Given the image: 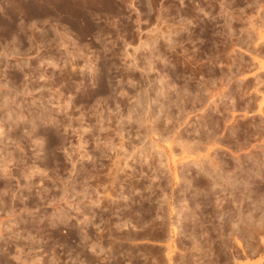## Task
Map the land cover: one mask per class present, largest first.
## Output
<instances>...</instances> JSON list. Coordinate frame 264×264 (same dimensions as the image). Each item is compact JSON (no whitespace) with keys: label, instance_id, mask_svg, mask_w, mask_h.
Masks as SVG:
<instances>
[{"label":"rangeland","instance_id":"rangeland-1","mask_svg":"<svg viewBox=\"0 0 264 264\" xmlns=\"http://www.w3.org/2000/svg\"><path fill=\"white\" fill-rule=\"evenodd\" d=\"M71 1L89 8L87 21L93 30L85 35L84 22L77 21L76 27L56 15L29 16L27 6L33 0H0V20L8 22L7 15L14 13L16 28L23 30L4 38L0 24V93L8 92L10 100L8 108L0 106V158L9 152L18 159L7 163L10 176H0V194L4 189L0 203L5 202L0 206V264H16L17 257L28 264H149L151 260L167 264L163 241L170 224H180L179 234L172 238L176 248L172 264H218L215 249L222 228V237L229 242L225 250L229 261L234 251L241 264L256 261L259 256L247 249L246 236L233 233L227 218L218 222L212 216L215 195L208 192L205 176L198 175L206 182L204 187L190 183L183 191L186 184L173 183L164 160L161 167L157 161L148 165L143 154L155 155L153 133L161 138L160 147L173 139L177 160L182 156L179 143L206 168L208 162L200 158L210 155L218 165L220 185H226L217 193L223 212L233 211L234 201L250 215L247 221L252 224L249 221L247 227L263 222L259 219L264 220V205L256 196L264 197V115L260 117L256 108L264 98L260 93L264 72L256 63L264 44L254 29L264 34V0ZM78 27L80 31L72 29ZM254 79L259 80L256 85ZM44 112L51 120L38 126L42 134L27 136L31 118ZM9 113L22 114L23 127L17 126V132L9 127L14 122L7 118ZM12 132L20 138L14 141ZM46 132L55 137V144H47ZM115 156L126 158V166L120 163L124 170L117 172L113 183ZM246 167L259 169L263 179L253 177L248 185L242 184L244 189L238 181L246 178ZM190 168L184 172L186 181L196 179V169ZM23 170L35 172L25 178ZM181 171L178 163L175 172L180 179ZM206 190L210 203L203 198ZM163 195L176 210L171 215L168 206H163L162 215L156 210ZM56 203L66 216L61 217L63 222L54 215ZM192 213V222L184 220ZM85 219L89 223L82 228ZM236 239L247 259L234 248ZM252 244L256 245L254 240Z\"/></svg>","mask_w":264,"mask_h":264},{"label":"bare ground","instance_id":"bare-ground-1","mask_svg":"<svg viewBox=\"0 0 264 264\" xmlns=\"http://www.w3.org/2000/svg\"><path fill=\"white\" fill-rule=\"evenodd\" d=\"M81 2H82V0H80ZM90 1V0H89ZM94 1V0H93ZM101 1V0H100ZM108 1V0H107ZM91 2V1H90ZM30 3V2H29ZM85 3V2H84ZM93 3H95V2H92L91 4H93ZM98 3V2H97ZM121 3V2H120ZM146 3H148V2H146ZM96 4V3H95ZM108 5H109V3H107ZM106 4V5H107ZM151 4V3H150ZM149 4V5H150ZM26 7V6H25ZM28 8H27V10H28V13L27 14H29V16H31V17H50V15H56V16H58V17H60L63 21H65L66 23H68V24H70V25H72V26H76L77 25V21H81V22H84L85 24V26L83 27V28H85L84 30L83 29H81V30H83V31H81V32H83V34L85 35V34H87L88 32H90L91 30H93V27L91 26V24H89V21H87L88 19V17H87V14L89 13V8H87L86 9V4H80V3H76V2H73V1H71V0H33V3H30V4H28V6H27ZM91 7V6H90ZM101 7H102V5H101ZM148 7H150V6H148ZM222 7V6H221ZM153 8V7H152ZM99 9H100V6H99ZM8 10V9H7ZM91 11V10H90ZM13 12V11H12ZM106 12L107 11H105V14H106ZM5 14V13H4ZM8 14V13H7ZM8 17H9V21L8 22H3V21H1L0 20V24L3 26V36H4V38H7L8 37V39H9V36H11V35H13V34H16L15 32H16V30L18 29L19 31L21 30V26H18L17 28H16V26H17V24H16V16H15V14L13 13H10V14H8L7 15ZM28 16V15H27ZM55 17V16H54ZM1 19V18H0ZM33 19V18H32ZM3 20V19H2ZM43 21V20H42ZM23 25V24H22ZM29 25V24H28ZM69 25V26H70ZM71 26V27H72ZM253 26V25H252ZM1 27V26H0ZM23 27H24V25H23ZM66 27V26H65ZM77 27V26H76ZM80 27V26H79ZM72 28V29H80V28ZM263 27V26H262ZM2 28V27H1ZM82 28V27H81ZM28 29V28H27ZM33 29V28H32ZM168 29V28H167ZM253 29H254V27H253ZM262 29V28H261ZM260 29V30H261ZM78 30H75V31H78ZM98 30V29H97ZM255 31H257L256 33V37H257V40L259 41V40H261V43L262 44H264V34L262 35L260 32H259V30L257 29V28H255L254 29ZM19 31H17V32H19ZM23 31V30H22ZM22 31H20L19 33H21ZM35 31H36V29H35ZM53 31V30H52ZM80 31V30H79ZM229 31V30H228ZM262 32H263V30H262ZM222 33V32H221ZM22 34H23V32H22ZM33 34V33H32ZM56 34V33H55ZM62 34V33H61ZM60 34V35H61ZM91 35L93 34V33H90ZM97 34V33H96ZM44 35H45V33H44ZM46 35H48V34H46ZM51 35V34H50ZM54 35V34H53ZM59 35V36H60ZM168 35V34H167ZM225 35V34H224ZM32 36V35H31ZM42 36H43V34H42ZM65 36V35H64ZM155 36V35H154ZM49 37V36H48ZM57 37V36H56ZM62 37V36H61ZM95 37V36H94ZM63 38H65V37H63ZM63 38H62V40H63ZM166 38V37H165ZM12 39V38H11ZM54 39V38H53ZM98 39V38H97ZM189 39V38H188ZM13 40H15L14 39V36H13ZM55 40V39H54ZM53 40V41H54ZM57 40V39H56ZM177 40V39H176ZM9 41V40H8ZM170 41V40H169ZM17 43H19L20 44V42H18V39H17V41H16ZM33 42V41H32ZM31 42V43H32ZM148 42V41H147ZM101 43V42H100ZM173 43V42H172ZM175 43V42H174ZM15 44V43H14ZM64 44V43H63ZM171 44V43H170ZM256 44V43H255ZM258 44V43H257ZM18 45V44H17ZM16 45V46H17ZM147 45V44H146ZM174 45V44H173ZM216 45V44H215ZM261 45V44H260ZM260 45H257L258 47L260 46ZM28 46H29V44H28ZM171 46V45H170ZM256 45H254V47H255ZM15 47V46H14ZM149 47V46H148ZM172 47V46H171ZM258 47H257V49H258ZM31 48V47H30ZM29 48V49H30ZM104 48V47H103ZM170 48V47H169ZM260 48V47H259ZM262 48V47H261ZM61 49V48H60ZM75 49V48H74ZM216 49V48H215ZM19 50V49H18ZM67 50V49H66ZM76 50V49H75ZM105 50H107V49H105ZM148 50H149V48H148ZM64 51V50H63ZM109 52V51H108ZM260 52V51H259ZM2 53H4V52H2ZM13 53V52H12ZM66 53V52H65ZM76 53H77V51H76ZM76 53H74V55L76 54ZM151 53V52H150ZM261 53V52H260ZM260 53H259V55H260ZM78 54V53H77ZM257 54H258V52H257ZM264 54V53H263ZM262 53H261V57L262 58H264V55H263ZM4 55V54H3ZM6 55H8V54H6ZM70 55V54H69ZM79 55V54H78ZM114 55V54H113ZM151 55V54H150ZM65 56V55H64ZM72 56V55H71ZM79 57V56H78ZM253 57V56H252ZM255 58H251L252 60H254L255 62H257V60H255V59H257V57L256 56H254ZM71 58V57H70ZM70 58H68V59H70ZM115 58V57H114ZM262 58L259 60V58H258V60H259V62H257L256 64V66L258 67V69L260 70V72L262 71V72H264V59L262 60ZM112 59V58H111ZM134 59V58H133ZM186 59V58H185ZM131 60V59H130ZM177 61V60H176ZM86 62V61H85ZM111 62V61H110ZM133 62V61H132ZM73 63V62H72ZM177 63V62H176ZM68 64H69V62H68ZM133 64V63H132ZM241 64V63H240ZM54 65V64H53ZM106 65V64H105ZM113 65V64H112ZM150 65V64H149ZM228 65H230V64H228ZM104 66V65H103ZM102 66V67H103ZM131 66V65H130ZM147 66V65H146ZM232 66V65H231ZM74 67V66H73ZM91 67V66H90ZM108 67V66H107ZM228 67V66H227ZM252 67V66H251ZM72 68V67H71ZM73 69V68H72ZM95 69V68H94ZM256 69V68H255ZM255 70V72L257 71H259V70ZM251 70V69H250ZM181 71V70H180ZM96 73H98V72H96ZM95 73V74H96ZM99 74H101L102 75V73L100 72ZM257 74V73H256ZM259 74V73H258ZM252 75V74H251ZM103 76V75H102ZM230 76V75H229ZM245 76V75H244ZM224 77V76H223ZM243 77V76H242ZM254 77H256V75L254 76ZM244 78H246V77H244ZM243 78V79H244ZM253 78V77H252ZM257 78V77H256ZM228 79V78H227ZM102 80V79H101ZM162 80V79H161ZM255 80V79H254ZM261 80V79H260ZM257 81H259V80H257ZM257 81L255 80V85H256V83H257ZM95 83V82H94ZM262 83V82H261ZM261 83H259V84H261ZM102 83H100V85H101ZM103 85V84H102ZM262 85V84H261ZM184 88V87H183ZM240 88V87H239ZM264 90H261L260 91V93L261 94H263L264 92H263ZM220 92V91H219ZM240 92V91H239ZM257 92H259L258 90H257ZM256 92V93H257ZM28 93V92H27ZM234 93V92H233ZM244 93V92H243ZM167 94V93H166ZM213 94V93H212ZM235 94V93H234ZM10 96V95H9ZM217 96H219V94H217ZM178 97V96H177ZM263 98V97H262ZM9 99V97H8V92H5V93H0V101H1V104H0V106H6L7 108H8V104H9V102H10V100H8ZM241 99V98H240ZM260 100V102L258 101L257 103H258V108H256L257 109V112L256 113H260V115H262V116H260V117H263V115H264V110H262V107L264 106V98L261 100V98L259 99ZM13 101V100H12ZM67 102V101H66ZM166 102V101H165ZM180 102V101H179ZM11 104V103H10ZM163 105V104H162ZM175 106V105H174ZM182 106V105H181ZM247 107H249L248 105H247ZM246 107V108H247ZM264 108V107H263ZM10 109V108H9ZM166 109V108H165ZM180 109V108H179ZM15 111V110H14ZM158 112V111H157ZM179 112V111H178ZM20 113V112H19ZM45 114H43V113H40V114H37V113H35V116H33V118H31V130H29L30 132H26V134L27 133H29V134H27V136L28 135H30L31 134V136H33L34 138H35V136H37L38 134H42V132H40V130L38 131V126L41 124V123H47L49 120H51L50 119V116H49V114H46V112H44ZM165 117V116H164ZM7 118L8 119H10L11 121H14L13 122V124H10L11 126H9L10 128L12 127H14L13 129L15 130V128L17 127V126H19V127H23V121H22V114H18V113H9L8 115H7ZM133 118V117H132ZM264 118V117H263ZM262 119V118H261ZM2 121V120H1ZM5 121V120H4ZM10 123V122H9ZM1 122H0V135H1V133H2V131H1V129H2V127H1ZM30 125V124H29ZM64 125V124H63ZM62 125V126H63ZM64 126H67V125H64ZM21 127V128H22ZM11 128V129H12ZM16 132H17V130H15ZM15 131H14V133H15ZM46 130L44 129V131L43 132H45ZM4 133V132H3ZM6 133V132H5ZM9 133V132H8ZM6 134V135H9V134ZM13 133V132H12ZM13 133V136H11L13 139H14V141H16L17 140V138H20V136L16 133V134H14ZM50 133V132H49ZM49 133H44L45 135V137H47V140L46 141H48L49 143H47V144H51V145H53V144H55L56 142H55V137L52 135V134H49ZM19 137H18V136ZM10 137V138H11ZM11 138V139H12ZM155 138V139H154ZM178 138V137H177ZM7 139V138H6ZM33 139V138H32ZM160 140H161V138H160ZM160 140H158V138H156V134H153V133H151V141H152V143H154L153 145H154V147L156 148V152H155V155L153 154H150V153H146V154H143L144 153V151H141V150H139V152L140 153H142L143 155H144V160H146V162H147V164L149 165V164H151L150 162L152 161V162H155V161H157V164H158V166H162V161L164 160V163H165V167H167V169L169 170V172H171L172 173V180H173V183L174 184H180V181H182L183 183H185L186 184V186H184L185 188H184V190L183 191H186L187 189H188V187H190L189 186V184L190 183H192V185L193 184H201V186H203L204 187V185L203 184H205L206 182V185H210V187H208V192H209V190H210V192H211V194L213 195H215V198H214V204H215V208H214V206H212L213 204V202H211V208L213 207L214 209H215V213H213V217H214V214H215V217H216V219L218 218V222H220L219 220L220 219H222V221L221 222H223V218L225 217V218H227V219H224L225 221L227 220L228 222H229V226L231 225V227H229L230 228V230L232 231V230H236L237 232H239L240 231V234H241V236H246V238L248 239V241H247V243H248V245H247V249H249V251H251V253H252V255H254V256H259V258L256 260V261H249V259H247V255L245 254V249L243 248V245L241 244V242L239 241V240H234L235 241V245H234V248L236 247V249L238 248V249H240L241 250V253H242V255H244L243 257H245L247 260L246 261H244V262H242V264H264V220H262V215L260 216L261 217V219H259V222L260 221H263V222H260V224L258 225V227H256V228H253L252 226H249V227H247V224L248 225H251L252 223H251V220H248L247 221V218L249 219V218H251V217H249L250 215H247V214H245V213H243V209L242 208H240V207H238L237 208V203H235L234 201L233 202H230V203H233V208L232 209H234L233 211L232 210H225L224 212H223V209L221 208V204H219V201H220V203L222 202L219 198H218V195H217V193L218 192H223V191H225L226 190V185L224 186V187H222L221 185H220V179H221V176H219V168H218V165H217V163L216 162H214L213 161V159H211V157H210V155H206L205 157H201L200 159H206V161L208 162V164H209V166L208 167H210L211 169H209L208 167V169L204 166V163H202L201 162V160H197L196 158H194L193 157V159L191 158V155H190V150H188V147H186V145L185 144H181V143H179V142H177V143H179V147H180V153L179 154H181L182 156H181V158H179L178 160L177 159H175L177 156L176 155H174V153H173V151H172V144H174L173 143V139L168 143V142H165V144H166V147L164 146V147H160L159 146V141ZM167 141V140H166ZM16 143V142H15ZM18 143V142H17ZM182 143H184L183 141H182ZM19 144V143H18ZM122 144V143H121ZM17 146V145H16ZM120 146V145H119ZM153 147V148H154ZM256 147V146H255ZM258 147V146H257ZM132 148V147H131ZM178 148V147H177ZM42 149V148H41ZM44 149V148H43ZM109 149V148H108ZM111 149V148H110ZM45 151H47L46 149H44ZM109 151V150H108ZM146 152V151H145ZM264 152V151H263ZM47 153V152H46ZM70 153V152H69ZM100 153V152H99ZM102 153V152H101ZM100 153V154H101ZM196 154H197V152H196ZM196 154H195V157H196ZM99 155V154H98ZM205 155V154H204ZM44 156V155H43ZM70 156V155H69ZM130 156V155H129ZM176 156V157H175ZM116 157V156H115ZM119 157V156H118ZM198 158V157H197ZM125 159L126 158H124V159H119V158H117L116 157V159H115V161H113V173H114V176H113V173H112V180H111V182L113 181V183L116 181V179H117V176H116V174H117V172L118 171H123L124 169H121L122 167V165H124V166H126V161H125ZM15 160V162L16 161H18V159L17 158H15V156H13V154H10L9 152L8 153H6L5 154V156H2L1 158H0V176H4V178L6 177V176H10V172H8L7 171V163L9 162V161H14ZM20 160V159H19ZM123 161V164L121 163ZM46 163V162H45ZM120 163L122 164L121 166H120ZM178 163L180 164V166L182 167V171H181V179H180V177L178 176V174L175 172V169L177 168V165H178ZM206 164V163H205ZM163 167H164V165H163ZM190 167H193V168H195L196 169V175H195V177H196V179H190V178H187V181H186V178H184V176L186 177V174H184V172H187V170H191V168ZM35 168V167H34ZM246 168H248V167H246ZM112 169V168H111ZM155 169V168H154ZM26 171L27 170H23V172H25L24 174H25V178H27L30 174H33L35 171H29V173L28 174H26ZM111 171V170H110ZM215 171V172H214ZM215 174H214V173ZM234 172V171H233ZM241 172V171H240ZM21 173V172H20ZM194 173V174H195ZM246 174V178H244L242 181H238V183L239 184H243V185H248L250 182V179H252L253 177H255V176H259V178H261V180L263 179V177H262V174H261V172H260V170L259 169H255V170H253V169H251V168H248V169H246L245 171H243V174ZM22 174V173H21ZM188 174V173H187ZM200 174H202L203 176H205L208 180H206V182L203 180V179H200V178H198V175H200ZM212 174H214V176L212 175ZM235 173H233V175H234ZM18 175H20V174H18ZM189 175H191V174H189ZM221 175V174H220ZM21 176V175H20ZM19 176V177H20ZM33 176V175H32ZM109 176V175H108ZM107 176V177H108ZM261 176V177H260ZM22 177H24V176H22ZM110 177V176H109ZM194 176H192L191 178H193ZM223 177H225V176H223ZM237 177V176H236ZM210 178V179H209ZM228 178H229V176H228ZM227 178V179H228ZM241 178V177H240ZM31 179V178H30ZM226 179V178H225ZM246 179V180H245ZM26 180V179H25ZM109 180V179H108ZM191 180V181H190ZM209 180H210V182H209ZM229 180H230V178H229ZM229 180H225L226 181V183H228V184H231V182L229 183ZM232 180V179H231ZM233 180H235L234 178H233ZM239 180V179H238ZM241 180V179H240ZM253 180V179H252ZM222 181H224V180H222ZM241 182V183H240ZM3 183V182H2ZM1 183V184H2ZM4 183H6L5 181H4ZM224 183V182H223ZM233 183V182H232ZM2 185H4V184H2ZM1 185V186H2ZM6 185V184H5ZM26 185H27V182H26ZM111 185H112V183H111ZM191 185V186H192ZM205 185V186H206ZM208 185V186H209ZM232 185V184H231ZM242 185V186H243ZM7 186V185H6ZM182 187H183V185H181ZM195 186V185H194ZM197 186V185H196ZM195 186V187H196ZM28 187H30V186H28ZM244 187V186H243ZM247 187V186H246ZM249 187V186H248ZM247 187V188H248ZM3 188H5V187H3ZM8 188V187H7ZM27 188V187H26ZM231 188V187H230ZM190 189V188H189ZM244 189H245V187H244ZM250 188H248L247 190L248 191H252L251 189L249 190ZM7 190V189H6ZM5 190V191H6ZM107 190V189H106ZM161 190V189H160ZM200 190H202V189H200ZM3 191H4V189H3ZM2 190H1V194L0 195H2V192H3ZM163 191V190H162ZM188 191V190H187ZM186 191V192H187ZM203 191V190H202ZM7 192V191H6ZM195 192H196V190H195ZM206 192H207V190H206ZM208 192L207 193H205V195L206 196H203V198L204 197H206L205 198V201H208V196H207V194H208ZM228 192V191H227ZM257 192V191H256ZM255 192V193H256ZM61 193H63V192H61ZM5 194V193H4ZM162 194H165V193H162ZM247 194V193H246ZM248 194H251V193H248ZM83 195V194H82ZM108 196L110 195V194H107ZM256 195H257V193H256ZM258 195H259V193H258ZM256 196V197H259V199H257V202H258V200L260 201V202H258V204H263L264 205V197L262 196V194H260V196ZM111 196V195H110ZM164 197H162L163 198V200H161L162 202H159V203H161V204H158V206H157V208H156V210L158 209V211L160 210V212H161V210H162V212H163V206L165 207H167L168 206V211H169V215H171V213L173 212V211H176V210H174L172 207H171V205L168 203L169 201H168V197L167 198H165V195H163ZM193 196V195H192ZM195 196V195H194ZM196 196H197V194H196ZM250 195H248V196H246V197H249ZM37 197H39V196H37ZM63 197H64V195H63ZM63 197H61V198H63ZM103 197V196H102ZM230 197V196H229ZM233 197V196H232ZM241 197H242V195H241ZM0 198L2 199L3 197L2 196H0ZM60 198V199H61ZM106 199L108 198L107 196L105 197ZM239 198V197H238ZM59 199V200H60ZM65 199V198H64ZM99 199V198H98ZM151 199V198H150ZM153 199V198H152ZM184 199V198H183ZM218 199H219V201H218ZM244 199V198H243ZM248 199H250V198H248ZM54 200V199H53ZM97 200V199H96ZM159 200V199H158ZM232 200H234V199H232ZM32 201V200H31ZM98 201V200H97ZM231 201V200H230ZM242 201V200H241ZM68 202V201H67ZM66 201H65V203H66V205L68 204ZM95 202V201H94ZM93 201H92V203H94ZM99 202V201H98ZM132 202V201H131ZM156 202V201H155ZM199 202V201H198ZM209 202V201H208ZM227 202V201H226ZM237 202V201H236ZM256 202V201H255ZM4 203L5 202H3V205H4ZM71 203V202H70ZM149 203H150V201H149ZM179 203V202H178ZM195 203V202H194ZM210 203V202H209ZM224 203V202H223ZM251 203H252V201H251ZM57 204V203H56ZM96 204V203H95ZM218 204H219V206H220V208H219V206H218ZM241 202L238 204V205H240L241 206ZM245 204V203H244ZM1 203H0V206H3ZM8 205V204H7ZM35 205V204H34ZM52 205V204H51ZM54 205V204H53ZM90 205H91V203H90ZM94 205V204H93ZM92 205V206H93ZM101 205V204H100ZM225 205V204H224ZM224 205H222V206H224ZM232 205V204H231ZM256 205V204H255ZM97 206V205H96ZM186 206V205H185ZM208 206V205H207ZM210 206V205H209ZM254 207V204L252 205L251 204V206L250 207ZM102 207V206H101ZM256 207V206H255ZM254 207V208H255ZM1 209H2V207H0ZM186 208V207H185ZM198 208V207H197ZM210 208V209H211ZM212 208V209H213ZM55 210H58V209H60V208H58V204H57V206H55V208H54ZM78 208H76V210H77ZM165 209V208H164ZM226 209V208H225ZM253 209V208H252ZM251 209V210H252ZM82 210V209H81ZM165 210H167V209H165ZM164 210V211H165ZM183 210V209H182ZM185 210V209H184ZM187 210V209H186ZM185 210V211H186ZM219 210H222V213H220V211ZM255 210V209H254ZM78 211V210H77ZM157 212V211H156ZM162 212H161V215H162ZM182 212V211H181ZM185 214L184 215H186V214H188V213H186V212H184ZM196 213V212H195ZM252 212H250L249 214H251ZM86 214V213H85ZM166 214V213H165ZM181 214V213H180ZM212 214V213H211ZM253 214V213H252ZM51 215V214H50ZM56 217H58L56 220L57 221H60V220H62V222H63V219H61V217H66L65 216V214H64V212H61L60 210H58V212H55V214H54ZM184 215H183V217H184ZM7 216V215H6ZM12 216V215H11ZM139 216H140V213H139ZM167 216V215H166ZM192 216H194L193 215V213L192 214H190V215H188V216H185V218H184V220H187V221H190V222H192V220H191V217ZM196 216V215H195ZM211 216V217H212ZM53 217V216H52ZM85 217V216H84ZM84 217H83V219H84ZM158 215H157V219H158ZM234 217H236V219H234ZM86 218V217H85ZM92 218V217H91ZM153 218V217H152ZM151 218V219H152ZM168 218V217H167ZM166 218V219H167ZM195 218V217H194ZM65 220H64V222L65 221H67L66 220V218H64ZM78 219V218H77ZM183 219V218H182ZM192 219H193V217H192ZM89 220H91L90 218H89ZM93 220V219H92ZM145 220V219H144ZM150 220V219H149ZM163 220V219H162ZM183 220V221H184ZM236 221L237 220V222L236 223H233L234 221ZM49 221V220H48ZM85 221L86 222H84V220H83V223L82 224H84V225H81V227L83 226H85L86 224H87V222L89 223V221L88 220H86L85 219ZM152 221V220H151ZM167 221V220H166ZM200 221V220H199ZM198 221V222H199ZM250 221V223L251 224H249L248 222ZM46 222V221H45ZM50 222V221H49ZM54 222V221H53ZM80 222H82V221H80ZM91 222H93V221H91ZM164 222V221H163ZM200 222H202V221H200ZM216 222H217V220H216ZM217 222V223H218ZM227 222V223H228ZM59 223V222H58ZM79 223V222H78ZM77 223V224H78ZM86 223V224H85ZM95 223V222H94ZM144 223H146V222H144ZM143 223V224H144ZM180 223V222H179ZM195 223V222H194ZM193 223V224H194ZM50 224H53V223H50ZM62 224V223H61ZM79 224H81V223H79ZM162 224L163 223H161V225L160 226H162ZM169 224V223H168ZM190 224V223H189ZM202 224V223H201ZM220 224H222V223H220ZM14 225V224H13ZM127 225H128V223H127ZM130 225V224H129ZM151 225V224H150ZM164 225V224H163ZM166 225V224H165ZM192 225V224H191ZM224 225H225V223H224ZM3 226V225H2ZM50 226V225H49ZM55 226V225H54ZM93 226V225H92ZM124 226H126V224L124 223V224H122L120 227L118 226V228L119 229H123V227ZM133 226V225H132ZM142 226V225H141ZM145 226V225H144ZM202 226V225H201ZM220 226V225H219ZM228 226V225H227ZM255 226H257L256 225V223H255ZM47 227V226H46ZM78 227H79V225H78ZM81 227H79V228H81ZM82 227V228H83ZM95 227V226H94ZM117 227V226H116ZM136 227V226H135ZM168 226H166L165 227V229L167 228ZM177 227H179L180 228V224L177 226ZM176 226H173V225H171L170 224V229L169 230H167L168 232H166V234H165V231H164V236H165V241H163V242H165L166 243V245H165V247H166V250H167V253H164L163 255L164 256H166L165 258H166V260H167V264H172V260H171V256H172V254L174 253V251H175V247H174V242H173V240H172V238H173V236L175 235H178L179 234V228H177ZM192 227H194V226H192ZM199 227V226H198ZM212 227V226H211ZM215 227V226H214ZM223 227V226H222ZM222 227H220V228H222ZM252 227V228H251ZM22 228V227H21ZM30 228H31V226H30ZM51 228V227H50ZM77 228V227H76ZM78 228V229H79ZM81 228V229H82ZM86 228H87V226H86ZM86 228H85V230H86ZM101 228V227H100ZM131 228H133V227H131ZM150 228V227H149ZM152 228V227H151ZM232 228V229H231ZM6 229V228H5ZM24 229V228H23ZM26 229V228H25ZM38 229H39V227H38ZM162 229V227L160 228V230ZM191 229V228H190ZM1 230H3V229H1ZM85 230H84V232H85ZM192 230V232L194 231V228H192L191 229ZM4 231V230H3ZM13 231V230H12ZM30 231V230H29ZM29 231H27V232H29ZM83 231V230H82ZM101 231V230H100ZM14 232V231H13ZM35 232H36V230H35ZM79 232H81V230L79 231ZM83 232V233H84ZM150 232V231H149ZM191 232V233H192ZM233 232V231H232ZM83 233L81 234V235H83ZM190 233V234H191ZM234 233V232H233ZM219 234H220V240H221V243L219 242V244L217 245V247H216V249H215V258H216V263H218V264H241V261H239V260H237V252L238 251H234L233 253H234V255H236V257L233 255L232 256V259H231V261H229L228 259V257L226 256L227 254H225V250L227 249L228 250V245H229V242L227 243V242H225V240L223 239V235H225V233H224V230H223V228L221 229V231L219 232ZM227 234V233H226ZM230 234L231 233H228V236H230ZM1 235V234H0ZM28 235V234H27ZM110 235V234H109ZM148 235H150V234H148ZM184 235V234H183ZM188 235V234H187ZM192 235V234H191ZM83 236H85V234L83 235ZM86 236H88V235H86ZM85 236V237H86ZM185 236V235H184ZM208 236V235H207ZM30 237V236H29ZM33 237V236H32ZM78 237V236H77ZM82 237V236H81ZM146 237H147V235H146ZM34 238V237H33ZM87 238V237H86ZM108 238V237H107ZM226 238V237H225ZM1 239V238H0ZM3 239V238H2ZM17 239V238H16ZM111 239V238H110ZM115 239V238H114ZM160 239H162L163 240V238H160ZM206 239V238H205ZM212 239V238H211ZM228 239V238H227ZM38 240V239H37ZM82 240L84 241V239H83V237H82ZM86 240V239H85ZM98 240V239H97ZM118 240V239H117ZM131 240V239H130ZM137 240V239H136ZM156 240V239H155ZM253 240L255 241V243H256V245H253L252 244V242H253ZM138 241V240H137ZM246 241V240H245ZM100 242V241H99ZM83 243V242H82ZM207 243V242H206ZM89 244V243H88ZM95 244V243H94ZM132 244V243H131ZM195 244V243H194ZM98 245H99V243H98ZM108 245V244H107ZM233 245V244H232ZM92 246L93 245H91V247L90 248H92ZM101 248V247H100ZM108 248V247H107ZM200 248V247H199ZM93 249H94V247H93ZM93 249H91V250H93ZM96 249V248H95ZM109 249V248H108ZM232 250H234L233 248H232ZM97 251V250H96ZM163 251V250H162ZM190 251V250H189ZM90 252V251H89ZM227 252V251H226ZM236 253V254H235ZM95 254H96V252H95ZM98 254H99V252H98ZM206 254V253H205ZM239 254V253H238ZM20 255V254H19ZM97 255V254H96ZM104 255H106V254H104ZM103 255V256H104ZM156 255V254H155ZM155 255H154V257H155ZM232 255V254H231ZM163 256V257H164ZM201 256V255H200ZM250 256V255H249ZM15 257V256H14ZM95 257V256H94ZM102 257V256H101ZM149 257V256H148ZM211 257H214V256H211ZM239 257H240V255H239ZM13 258V257H12ZM23 258V257H22ZM153 258V257H152ZM174 258V257H173ZM250 258V257H249ZM51 259V258H50ZM131 259V258H130ZM141 259V258H140ZM15 260H17V261H15V262H17L16 264H28L27 262H26V260H24V259H21V257H17ZM75 260V259H74ZM143 260V259H142ZM149 260V259H148ZM155 260V259H154ZM255 260V259H254ZM72 261V260H71ZM144 261H146V260H144ZM152 261L153 260H151L150 261V263H152ZM105 262V261H104ZM79 263V262H78ZM128 263V262H127ZM149 263V264H150ZM156 262H154V264H155ZM165 263V262H164ZM38 264V263H37ZM84 264V263H83ZM114 264V263H113ZM144 264H147V263H144ZM153 264V263H152ZM159 264V263H158Z\"/></svg>","mask_w":264,"mask_h":264}]
</instances>
